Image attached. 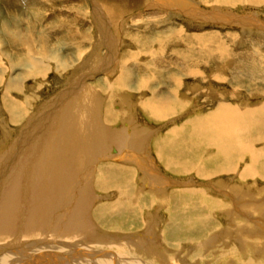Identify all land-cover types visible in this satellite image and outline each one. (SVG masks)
Returning a JSON list of instances; mask_svg holds the SVG:
<instances>
[{
  "label": "bare ground",
  "instance_id": "6f19581e",
  "mask_svg": "<svg viewBox=\"0 0 264 264\" xmlns=\"http://www.w3.org/2000/svg\"><path fill=\"white\" fill-rule=\"evenodd\" d=\"M199 1L205 5L210 3ZM241 1L217 0L215 4L234 5ZM153 5L177 8L180 15L201 23L224 22L218 20L215 13L201 11L202 8L191 0H156ZM109 8H112L111 4L107 13L113 20H107L99 13L96 15L103 30L107 57L98 60L99 68L93 72L95 75L107 73L112 78L118 71L120 77L98 85L100 94L96 96L95 90L86 84L94 73L83 75L41 113L30 116L25 127L22 126L21 137L11 151L20 150L17 160L10 162L8 155L0 159V264H206L207 259V264H264V226L254 222L264 224V203L259 204L264 190L257 187L264 184V103L242 109L220 103L213 114L196 117L170 129L155 141L151 152L152 133L148 128L138 127L137 114H130L129 119L124 110L114 112L115 109L107 107L110 104L101 93H107L112 99L118 89L121 93L123 88H132L131 74L136 71L150 76L146 79L149 83L141 81L143 89L147 84L149 88L159 82L157 72L159 65H164L167 59L164 54L167 42L156 44V51L154 44H147V47L152 46L153 53H146L150 60L145 66L132 71L128 69L130 61L135 62L136 53L125 56L117 66L112 49L122 40L116 44L111 41L110 28H116L112 23L118 13ZM221 16L225 20L228 17ZM250 21L239 20L237 23L244 27L249 26ZM16 32H11V39L17 36ZM211 38L206 39L212 42ZM196 39L202 42L200 37ZM18 41L23 43L21 38ZM68 47L76 51L77 46L74 49ZM224 48L217 51L221 58L225 55ZM210 49L206 47L205 53H214ZM119 51L117 46L115 53L119 55ZM80 52L77 57L82 56ZM250 54L257 55L256 52ZM180 57L176 56L173 67L181 70L183 76L199 74L197 69L202 60ZM15 60L9 59L12 69L19 63L18 58ZM46 61L47 57L39 60L28 55L20 58V65L24 67L23 71L28 67L32 72L34 66L37 74H43L50 68ZM186 63L188 67H183ZM61 68L65 69L64 65ZM28 75L24 78L38 76L36 73ZM181 77L171 75L168 81L180 88ZM21 80V77L8 80L6 91L19 89ZM149 89L152 96L139 109L156 121L175 113L181 103L175 89H169L168 95H161L152 87ZM104 103H107L106 114L101 113ZM12 117L18 119L13 114ZM117 120H124L121 130L110 127ZM31 148L34 167L31 165L23 170L20 181L19 164ZM205 150L206 159H203ZM109 159L114 161L97 167L101 161ZM126 173L141 174L142 184L147 185L149 191H144L136 180L131 182ZM231 175L241 183L229 186ZM196 179L211 188L197 187ZM31 180L37 201L27 211L30 195L25 184ZM213 189L217 191L213 192L216 195L210 192ZM96 191L106 195L98 196ZM111 197L115 198L114 202ZM101 199L106 202L100 203ZM156 206L158 212H152ZM163 210L167 212L166 221L165 214L159 213ZM220 215H226L229 231H232L234 221L238 223L239 220L237 229L230 234L224 231L216 234L215 230L221 227L219 224L224 223L219 219ZM164 223H167L165 230L159 234L163 238L162 244L155 232H158L157 228L162 229ZM142 229L145 230L139 236L129 234ZM114 232L118 234H111ZM229 238H234L235 242H229ZM190 244L196 247L193 254L187 249H191Z\"/></svg>",
  "mask_w": 264,
  "mask_h": 264
},
{
  "label": "rangeland",
  "instance_id": "374dc122",
  "mask_svg": "<svg viewBox=\"0 0 264 264\" xmlns=\"http://www.w3.org/2000/svg\"><path fill=\"white\" fill-rule=\"evenodd\" d=\"M155 1L156 0H0V159L8 155L10 162L17 160L16 155L20 150L13 151V153L11 151L21 137L23 127L29 122V117L41 113L47 105L50 106L53 100L61 96L64 90L70 89L71 85L73 86L83 75L94 73L86 84H88L89 88L92 87L95 90L96 96L100 94V92H98L100 91L98 85L103 84L106 80L115 81L116 78L120 77L118 71H116L112 78H110V75L107 73L99 72L95 75V72H93L99 68L97 64L98 60L107 57V51L104 45L105 39L102 36L103 30L97 23L98 19L96 15L99 13L101 16L103 15L107 18V20H113L107 13V8L110 4L112 6V8H109L110 11L115 10L118 14L115 21L113 23L111 22L116 28H110L109 36L111 37V41L113 40L115 44L116 41L119 43L122 40L119 45L116 44L112 49L113 58L117 60V66L120 64V61L122 62V60L125 59V56L129 57V54L132 53H136V60L135 62H133V60L130 61L128 69L132 71L138 69L141 65L145 66L150 60L146 53H153V48H155L154 50L156 51L158 47L156 44H159L160 41L167 42L164 45V54L167 59H165L164 65H159V72L156 71L158 73L159 82L152 84L153 86L151 85L150 87H152L153 91H159L161 95H168V91L171 88L177 91V96L181 103L176 108L177 110H175L174 114L167 119L156 121L149 118L142 109H139L142 103L152 96V91L149 89L150 87L148 88V84L145 86V89L141 87V81H146L145 84L149 83L146 79L150 76L146 73H139L138 71L132 73L131 78L134 80V84L131 86L132 88H123L121 93L118 89V92H115V97L112 99L107 96V93H101L103 95L102 97L106 98V102L108 101V105L110 104V106H107V103H104L103 105L105 107H101V113L104 112L106 114L107 111L105 110H108L106 108L107 106L115 109L114 112L116 113L117 111H126L127 118L130 114H137L139 125L137 126L140 128L143 127V130L144 128H148V131L152 133V139L151 142H149L151 152L155 141L159 137L165 135L170 129L182 126L196 117L208 116L213 111H216L220 103L229 104L236 108L239 107L240 109L258 107L260 103H264V2L255 3L250 0H243L234 5L230 3H228L229 5H216L215 2L217 0H208V3L210 2L211 4L205 5V3L199 0H191L196 2L200 9L202 8L201 11H205L208 14L215 13L218 20H224L223 23L225 24H223L222 22L212 23L208 21V23H201L193 21L180 15L181 13L177 8H162L159 5H153ZM217 12L220 14H217ZM220 15H226L228 17L225 20V18H222V16L220 17ZM212 17H214L215 20V16L213 15ZM239 20H251V24L243 27V25L237 23ZM252 20L254 21L252 22ZM116 22H118V24ZM108 26H110V24H108ZM12 31H18L16 34L19 36H14L13 39H11V35H13L11 33ZM210 36L213 38H211L212 42L206 39ZM199 37L202 42L196 41V38ZM20 38L23 43L18 41ZM215 38L217 39L215 40ZM24 41H26V43H24ZM143 43L146 46L143 45ZM147 44H154V47L152 48L151 45L147 47ZM68 46H72V49L77 46L76 51H71ZM117 46L120 48L119 55L117 52L115 53ZM205 46L207 49L211 48L214 53H205ZM139 48L142 49V51H140ZM221 48L225 50V55L224 57L222 56V58L217 52L218 49L222 50ZM254 49L257 55L250 54H255ZM78 51H81V57H77ZM161 52H163V50ZM28 55L35 56L36 59L38 58L39 60L43 57H47L46 62L47 64L49 63V70L43 74H37L33 66L31 67L33 68L32 72H29L30 70L28 67L23 71L22 68L24 67L20 65V58H24ZM179 55L185 59L190 57V61H192V59L195 61L202 60L201 67L197 69L199 70V74L186 77L180 73L181 70L173 67L176 56ZM186 56L188 58H186ZM15 58L19 59V63L12 69L9 59L12 62H16L17 60H15ZM171 58L174 60L169 62ZM212 60L215 62H212ZM60 64L64 65L65 69H62ZM167 66L170 67L168 68ZM15 67H17V69H15ZM183 67H188V64H183ZM223 67L224 69H222ZM28 73H36L38 76H30V78L25 79L24 77L28 75ZM171 75H174V77L182 76V79L180 78V88L179 86L175 87L176 85H174L173 82L168 81ZM20 77L22 80L19 89L7 92L5 89L6 83L10 80L15 81ZM11 113L13 116H17L18 119H14ZM123 123L124 120H117V122L112 123L110 127L121 130L120 128ZM32 149L33 148H31V151L30 149L29 151L27 150L28 152L26 151L27 153L24 154L19 164V170H21V175H19L20 181L22 173L29 168V166L33 165L34 167V163H32L34 160ZM206 151L207 150L203 153L205 155L203 159H206ZM209 152L211 151H208V153ZM112 153L116 155L114 151ZM201 154L199 156L203 155ZM25 156L28 158L26 159ZM26 161H28V163H26ZM112 161L114 160L109 159L101 161L97 167L99 168L102 166L101 164ZM151 161L154 162V160ZM21 166L23 169H21ZM161 170L162 172L164 171L163 168H161ZM126 175L130 176L131 182L136 180V183H138L144 191H149L148 186L142 184L141 180L143 176L141 174L137 173L133 175L126 173ZM166 175L167 177L170 176L168 173H166ZM228 178L229 186L241 183L237 177V179H235V175H231ZM196 181L198 183L196 184L198 185L197 187L205 189L211 188L203 186L201 184L203 182L200 179H196L195 182ZM32 182L33 180L25 184L31 196L27 197V201L30 202V205L26 207L27 211H30L37 201L34 192L36 189ZM257 187L258 189L263 188L262 190H264V184H259ZM210 192L213 193L217 191L213 189ZM96 194L102 197L106 195L99 191H96ZM213 194L216 195L215 193ZM29 197L31 198L30 200ZM111 198L113 199L111 202H114L115 198ZM147 201H151V199L147 198ZM99 202L103 203L106 201L105 199H101ZM261 203H264V195L259 204ZM155 208L156 209H153L152 212L157 213V206ZM159 213L165 214L164 220L167 219V212L165 210ZM243 217H245L244 214ZM219 219H223L224 223L219 224L221 227H219V230H215L216 234H221L223 231L230 234L233 230L235 231L237 229L239 220L238 223L234 221L231 229L232 231H229L227 229L229 227L227 226L226 215H220ZM254 222L264 226L262 222ZM166 224L167 223L163 224L162 229L157 228L158 232H155L158 241H162V244L163 238L160 236V232L163 229L165 230ZM143 230L145 229L139 232L134 230L129 234H132L131 236H139ZM100 234L104 235L105 233L100 232ZM111 234H118V232ZM232 240L235 242L234 238H229V242L233 243ZM189 247H191V249H187L193 254L192 252L196 251L195 245L190 244ZM208 260L209 259H207L206 264ZM190 264L199 263L193 262Z\"/></svg>",
  "mask_w": 264,
  "mask_h": 264
}]
</instances>
